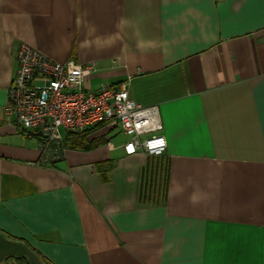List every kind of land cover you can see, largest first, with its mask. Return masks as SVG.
Segmentation results:
<instances>
[{
    "label": "crops",
    "instance_id": "0c3cea01",
    "mask_svg": "<svg viewBox=\"0 0 264 264\" xmlns=\"http://www.w3.org/2000/svg\"><path fill=\"white\" fill-rule=\"evenodd\" d=\"M22 42L128 81L166 151L102 128L42 163L4 111ZM0 230L50 264H264V0H0Z\"/></svg>",
    "mask_w": 264,
    "mask_h": 264
},
{
    "label": "built area",
    "instance_id": "2783aa9c",
    "mask_svg": "<svg viewBox=\"0 0 264 264\" xmlns=\"http://www.w3.org/2000/svg\"><path fill=\"white\" fill-rule=\"evenodd\" d=\"M18 70L8 90L4 111L14 115L28 135L38 139L42 163H53L65 152V138L90 128L98 132L120 126L129 137L127 155H162L167 149L157 104L144 106L130 96V83L85 87L95 70L92 63L73 59L57 62L22 42L17 49ZM112 147V143L108 142Z\"/></svg>",
    "mask_w": 264,
    "mask_h": 264
},
{
    "label": "trees",
    "instance_id": "16d2710c",
    "mask_svg": "<svg viewBox=\"0 0 264 264\" xmlns=\"http://www.w3.org/2000/svg\"><path fill=\"white\" fill-rule=\"evenodd\" d=\"M95 130H96V128H90V129H88L85 132H82L80 134L68 135L63 142V147L66 149L70 148V149H76V150L77 149L78 150H91V149L96 148L98 145H100L104 142V138L100 137V138L89 139L88 135ZM26 245L31 251H33L35 254H37V256L39 257L42 264H50L34 248L29 246L28 244H26ZM1 263L2 264H32L27 255H24V256H16V255L8 256Z\"/></svg>",
    "mask_w": 264,
    "mask_h": 264
},
{
    "label": "water",
    "instance_id": "95a60500",
    "mask_svg": "<svg viewBox=\"0 0 264 264\" xmlns=\"http://www.w3.org/2000/svg\"><path fill=\"white\" fill-rule=\"evenodd\" d=\"M27 255L32 264H42L37 254L31 251L27 245L21 241L7 237L0 230V263L8 256Z\"/></svg>",
    "mask_w": 264,
    "mask_h": 264
},
{
    "label": "rangeland",
    "instance_id": "374dc122",
    "mask_svg": "<svg viewBox=\"0 0 264 264\" xmlns=\"http://www.w3.org/2000/svg\"><path fill=\"white\" fill-rule=\"evenodd\" d=\"M93 78V77H92ZM91 76H89V78L86 80L85 82V87L88 86V81L90 82ZM95 81V79H93ZM109 136L112 138L111 141L113 142L114 145H118V144H123L124 142H126L128 140V136H126L120 126L116 127L113 131H111L109 133ZM2 264V263H0Z\"/></svg>",
    "mask_w": 264,
    "mask_h": 264
}]
</instances>
